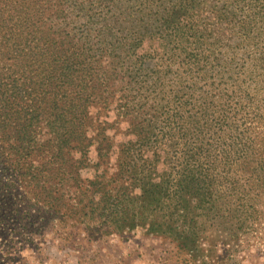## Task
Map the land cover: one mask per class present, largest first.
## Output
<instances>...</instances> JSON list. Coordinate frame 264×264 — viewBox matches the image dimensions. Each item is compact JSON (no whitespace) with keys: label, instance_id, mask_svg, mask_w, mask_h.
Listing matches in <instances>:
<instances>
[{"label":"trees","instance_id":"16d2710c","mask_svg":"<svg viewBox=\"0 0 264 264\" xmlns=\"http://www.w3.org/2000/svg\"><path fill=\"white\" fill-rule=\"evenodd\" d=\"M8 206L193 256L236 238L264 206V0H0V219Z\"/></svg>","mask_w":264,"mask_h":264},{"label":"rangeland","instance_id":"374dc122","mask_svg":"<svg viewBox=\"0 0 264 264\" xmlns=\"http://www.w3.org/2000/svg\"><path fill=\"white\" fill-rule=\"evenodd\" d=\"M88 174L82 172L83 177ZM9 207L0 219V228L11 235L0 237V264H264V206H245L255 211L256 219H245L236 238L214 231L212 242H199V256L178 251L168 238L141 228L116 233L97 220L87 222L88 228L71 216L61 220L62 208ZM218 207L224 211L212 222L230 232L236 223L234 206Z\"/></svg>","mask_w":264,"mask_h":264}]
</instances>
